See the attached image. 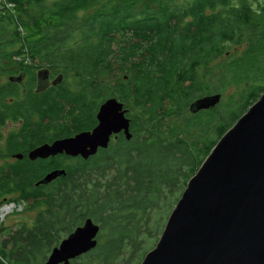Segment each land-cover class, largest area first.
<instances>
[{
  "label": "trees",
  "instance_id": "1",
  "mask_svg": "<svg viewBox=\"0 0 264 264\" xmlns=\"http://www.w3.org/2000/svg\"><path fill=\"white\" fill-rule=\"evenodd\" d=\"M6 1L13 13L0 11V160L23 159L0 163V203L46 206L9 239L17 249L8 258L26 263L20 250L27 258L44 241L48 251L86 218L101 224L108 242L79 258L113 264L124 242L132 258L141 223L156 210L168 213L169 198L264 93V0ZM39 69L61 82L35 92ZM21 74L22 84L8 80ZM230 87L235 92L216 107L188 111L193 100ZM110 97L127 110L130 141L121 137L87 160L26 158L36 146L92 129ZM7 123L19 127L4 135ZM50 165L65 175L35 186Z\"/></svg>",
  "mask_w": 264,
  "mask_h": 264
},
{
  "label": "water",
  "instance_id": "2",
  "mask_svg": "<svg viewBox=\"0 0 264 264\" xmlns=\"http://www.w3.org/2000/svg\"><path fill=\"white\" fill-rule=\"evenodd\" d=\"M47 69L36 72L35 92L58 85ZM24 74L10 77L22 84ZM220 93L201 96L188 107L191 114L216 107ZM87 131L53 140L26 153L29 161L64 155L87 160L108 148L122 134L130 141V119L124 104L105 99ZM22 160L23 154L12 155ZM63 170L45 174L35 186L63 177ZM100 226L84 219L52 248L44 264H70L96 248ZM140 264H264V93L223 134L203 160L169 214L155 247Z\"/></svg>",
  "mask_w": 264,
  "mask_h": 264
},
{
  "label": "rangeland",
  "instance_id": "3",
  "mask_svg": "<svg viewBox=\"0 0 264 264\" xmlns=\"http://www.w3.org/2000/svg\"><path fill=\"white\" fill-rule=\"evenodd\" d=\"M233 50L239 51V48L235 46ZM35 75H36V71L34 72V78H35ZM54 77L55 76H53V78ZM235 90H236L235 87L227 88L226 91L222 94V101L227 96L232 95L235 92ZM187 112L188 111H186L185 114H187ZM18 127H19V123H7V125L1 131L4 135H6L7 133L18 129ZM111 141L114 142L113 140ZM13 160L14 159L10 157L7 159L0 160V163H3L4 161L12 162ZM47 170L49 172L53 171L54 170L53 166L52 165L48 166ZM182 192L183 190L178 192L175 195L176 198L174 200L171 199V197L169 198V201L173 203L170 205V208L168 209V213L166 215L164 211L156 210L152 213L151 221L149 220V223L147 224V226L145 225V222L141 223L142 234L140 235L138 239L140 250L137 251L132 258H129L131 257V253L133 250L130 247V245L124 242L125 244L113 264H126L128 262L129 264H140V262L144 258V255L155 247V244L157 243V240L159 239L161 235V232L167 221V218L169 214L171 213V211L173 210V208L175 207L177 201L180 199ZM14 200L16 201H10L11 203H15L14 204L15 207L10 213L8 212V214H5L3 216L0 213V264H14L13 261L9 260L8 255L11 256L9 252H11L14 248L17 249V245L15 246L14 244L15 237H13L14 241L11 242L12 246L7 245V248H6L5 246L9 242L8 240L10 238L12 240V235L15 234L18 230H21V228L30 229L35 224V221L37 220L38 215H40L43 212V210L45 211L46 209L45 205H39L35 208H32L31 202L19 201L17 199H14ZM5 204H8V202L0 203V205L2 206ZM96 224L100 225L101 227L100 223H96ZM100 233H102V235L98 238L99 245H105L106 242H108V238L104 230H102ZM66 236H67L66 233L59 234L57 237L56 243H53L48 251L45 246V242L42 241L41 242L42 246H41L40 251H34L32 253L33 255L28 256L27 258L25 256V252L18 249L20 250V253H19L20 256L23 257L24 260L26 261V263H22V264H44L51 249L56 247L61 240L66 238ZM2 241L4 242L6 241L4 246H2ZM92 251L94 252V249ZM88 256L89 255L87 254L81 258H78L77 260H75L74 264H83V263L89 264L90 263L89 261H92L93 258L90 256L88 257ZM92 264H97V263L92 262Z\"/></svg>",
  "mask_w": 264,
  "mask_h": 264
},
{
  "label": "built area",
  "instance_id": "4",
  "mask_svg": "<svg viewBox=\"0 0 264 264\" xmlns=\"http://www.w3.org/2000/svg\"><path fill=\"white\" fill-rule=\"evenodd\" d=\"M2 7L6 8L7 11L13 13V4H11V3H9V2L7 3L6 0H0V11H1V8H2ZM19 31H20L21 34L23 33L22 30H21L20 28H19ZM26 59H27V58H26ZM8 205H12L13 209H14V207H15L14 204H8ZM8 205H4V206H2V208H3V207H6V206H8Z\"/></svg>",
  "mask_w": 264,
  "mask_h": 264
},
{
  "label": "flooded vegetation",
  "instance_id": "5",
  "mask_svg": "<svg viewBox=\"0 0 264 264\" xmlns=\"http://www.w3.org/2000/svg\"><path fill=\"white\" fill-rule=\"evenodd\" d=\"M40 70V69H39ZM37 72V71H36ZM55 78V77H54ZM53 76L50 74V77H49V81H52L53 79ZM35 83H36V75H35ZM121 137H123L122 136V134H119L116 138L113 136L112 138H111V140H113V141H115V140H117V139H119V138H121ZM112 142V141H111ZM110 142V143H111ZM9 242L6 244V248H7V245H9V246H12V241H10V240H8ZM6 242V241H5ZM5 242L4 241H2V246H4V244H5Z\"/></svg>",
  "mask_w": 264,
  "mask_h": 264
},
{
  "label": "bare ground",
  "instance_id": "6",
  "mask_svg": "<svg viewBox=\"0 0 264 264\" xmlns=\"http://www.w3.org/2000/svg\"><path fill=\"white\" fill-rule=\"evenodd\" d=\"M12 209H13L12 205H8L6 207L1 208L0 213L3 216L5 214H8V212L10 213L12 211Z\"/></svg>",
  "mask_w": 264,
  "mask_h": 264
},
{
  "label": "clouds",
  "instance_id": "7",
  "mask_svg": "<svg viewBox=\"0 0 264 264\" xmlns=\"http://www.w3.org/2000/svg\"><path fill=\"white\" fill-rule=\"evenodd\" d=\"M6 203H7V202H6ZM8 204H15V203H11V202L9 203V202H8ZM8 204H5V205H8ZM3 206H4V205H3ZM1 208H2V205H0V209H1ZM12 210H13V209H12Z\"/></svg>",
  "mask_w": 264,
  "mask_h": 264
}]
</instances>
